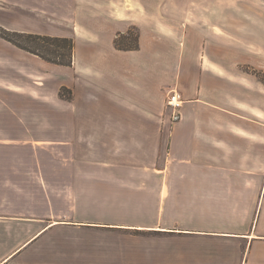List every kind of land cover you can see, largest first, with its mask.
<instances>
[{"label":"crops","instance_id":"0c3cea01","mask_svg":"<svg viewBox=\"0 0 264 264\" xmlns=\"http://www.w3.org/2000/svg\"><path fill=\"white\" fill-rule=\"evenodd\" d=\"M7 1L75 50L71 67L28 58L0 102V264H264V83L244 69L264 73V21ZM130 29L140 48L118 50Z\"/></svg>","mask_w":264,"mask_h":264},{"label":"rangeland","instance_id":"374dc122","mask_svg":"<svg viewBox=\"0 0 264 264\" xmlns=\"http://www.w3.org/2000/svg\"><path fill=\"white\" fill-rule=\"evenodd\" d=\"M156 1L157 0H154V2ZM158 6L160 11L171 14L176 20L178 19V22L175 21L176 24L184 22L187 27L192 26L193 30L206 25L207 22L218 23V21H221L224 26H228L230 22L239 19L241 21H253L254 29H252V32H255L259 30V24L264 21V0H158ZM181 18L185 20H181ZM29 19L38 21L36 23L39 24L40 27L46 26L44 22H40L38 15L24 11L23 8L14 6L7 0H0V30L44 35L25 31V29L28 28L27 23ZM83 23L86 24V21L83 20ZM96 28L98 27L96 26ZM91 31L96 32L97 30L92 29ZM259 32L262 33L260 30ZM14 39L19 42L21 41L19 37H14ZM23 42L29 47L36 48L39 52H44V50L46 51L48 48L47 43L43 41L38 44L31 41H21V43ZM28 58L42 59L33 53L17 48L0 37L1 103L12 100L8 98V95H10L9 93H11L8 91L13 89V85L21 86L24 83V76L31 70V63L28 61ZM247 68H249V66H244L245 70ZM61 91L63 92V99L71 100L73 98L72 90L63 87Z\"/></svg>","mask_w":264,"mask_h":264},{"label":"trees","instance_id":"16d2710c","mask_svg":"<svg viewBox=\"0 0 264 264\" xmlns=\"http://www.w3.org/2000/svg\"><path fill=\"white\" fill-rule=\"evenodd\" d=\"M0 37L23 51L39 56L48 63L66 67L73 66L75 44L71 38L11 32L8 30H0ZM14 37H19L21 41H31L36 44L43 41L47 43L49 49L47 48L46 51L42 49L44 52H39L36 48L29 47L24 42L21 43V41L15 40ZM115 46L121 51L138 50L140 48L138 31L130 29L126 34L118 35L115 40ZM246 71L256 75L264 83V73L258 72L251 67L247 68ZM60 94L63 97L62 91Z\"/></svg>","mask_w":264,"mask_h":264},{"label":"built area","instance_id":"2783aa9c","mask_svg":"<svg viewBox=\"0 0 264 264\" xmlns=\"http://www.w3.org/2000/svg\"><path fill=\"white\" fill-rule=\"evenodd\" d=\"M168 107L172 110L171 121L177 123L181 120V108L183 106L182 95L179 92L173 91L168 98Z\"/></svg>","mask_w":264,"mask_h":264}]
</instances>
